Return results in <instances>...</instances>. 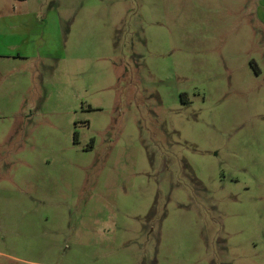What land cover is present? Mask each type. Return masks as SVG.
I'll list each match as a JSON object with an SVG mask.
<instances>
[{"label": "rangeland", "instance_id": "374dc122", "mask_svg": "<svg viewBox=\"0 0 264 264\" xmlns=\"http://www.w3.org/2000/svg\"><path fill=\"white\" fill-rule=\"evenodd\" d=\"M10 13L0 264H264V0Z\"/></svg>", "mask_w": 264, "mask_h": 264}, {"label": "crops", "instance_id": "0c3cea01", "mask_svg": "<svg viewBox=\"0 0 264 264\" xmlns=\"http://www.w3.org/2000/svg\"><path fill=\"white\" fill-rule=\"evenodd\" d=\"M23 5H25L26 0H21ZM26 9V8H25ZM24 10L22 16H28L29 12ZM16 14H7L0 16V31H3L2 34L5 36V41L0 43V56L9 59H23L28 58L30 55L28 53L27 47L23 44L26 42V36L22 35L24 33L19 29V25L12 22ZM5 19L7 20L5 22ZM4 20V22H2ZM19 31L16 33L15 31Z\"/></svg>", "mask_w": 264, "mask_h": 264}]
</instances>
